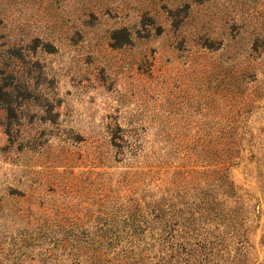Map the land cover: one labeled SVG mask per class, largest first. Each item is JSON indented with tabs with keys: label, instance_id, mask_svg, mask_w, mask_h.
<instances>
[{
	"label": "rangeland",
	"instance_id": "1",
	"mask_svg": "<svg viewBox=\"0 0 264 264\" xmlns=\"http://www.w3.org/2000/svg\"><path fill=\"white\" fill-rule=\"evenodd\" d=\"M221 167L212 264H264V0H0V264H92L63 235Z\"/></svg>",
	"mask_w": 264,
	"mask_h": 264
},
{
	"label": "trees",
	"instance_id": "2",
	"mask_svg": "<svg viewBox=\"0 0 264 264\" xmlns=\"http://www.w3.org/2000/svg\"><path fill=\"white\" fill-rule=\"evenodd\" d=\"M230 152L227 147L212 154L205 151L204 162H231ZM215 174L211 185L194 190L193 197L181 194L174 199L167 193L151 202L129 199L121 205L118 217L108 215L105 225L86 229L83 235L69 233L63 237L89 245L92 264H212L220 249L228 250V234L245 237L243 222L229 231L219 227L228 226L225 222L230 209L213 190L218 188L235 201L242 196L225 168H218Z\"/></svg>",
	"mask_w": 264,
	"mask_h": 264
}]
</instances>
